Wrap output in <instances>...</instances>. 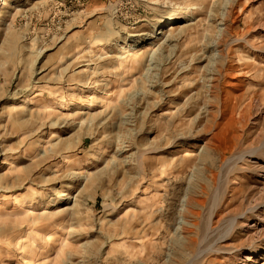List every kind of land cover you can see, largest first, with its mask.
Wrapping results in <instances>:
<instances>
[{
	"label": "rangeland",
	"instance_id": "obj_1",
	"mask_svg": "<svg viewBox=\"0 0 264 264\" xmlns=\"http://www.w3.org/2000/svg\"><path fill=\"white\" fill-rule=\"evenodd\" d=\"M263 168L264 0H0V264H262Z\"/></svg>",
	"mask_w": 264,
	"mask_h": 264
},
{
	"label": "bare ground",
	"instance_id": "obj_2",
	"mask_svg": "<svg viewBox=\"0 0 264 264\" xmlns=\"http://www.w3.org/2000/svg\"><path fill=\"white\" fill-rule=\"evenodd\" d=\"M3 5L6 6V1H3ZM185 17H182L181 15H172V16H168L162 20H158L156 24H154L153 26H151L150 28V31L145 33V34H133L129 37V39L131 40H128L126 41V43L124 42H116L112 47H109V48H101L97 51V54L96 55H91V57H104L106 55H109V54H114V53H120L122 54V56H120L118 58V64L121 65V66H124L127 64V57L128 55H130V53L132 51H135V50H138L139 48H147V47H150L151 45H153V41L155 39H157V36L159 37L160 35H162L164 32L161 30V29H165L167 28L168 26H171L173 24H176L178 21L184 19ZM161 30V31H160ZM87 54V53H86ZM156 53L154 52L153 53V56L155 55ZM85 55V54H84ZM82 55V56H84ZM153 56H152V59H153ZM216 56H213L210 58V60H213L215 59ZM77 61V60H76ZM155 61V60H154ZM152 64V63H151ZM154 64V63H153ZM152 64V66H153ZM214 66V65H213ZM88 69H84L83 71L80 72V74H86L88 73L87 71ZM241 75H236L235 77H233V81H231L232 85H236L237 83H239L241 81ZM244 81V80H243ZM84 82V81H83ZM33 105L32 101H26V103L20 105V106H17L14 110H19L21 109V111L23 113L27 112L30 107ZM12 108V107H11ZM14 108V107H13ZM66 108V107H65ZM68 110V109H67ZM66 110V111H67ZM182 111V110H181ZM87 113L85 111H81L80 113L77 114V116L79 117H82V116H85ZM251 153V152H250ZM252 154V153H251ZM198 157V154L197 152L194 150V149H189V150H186L184 151L183 155H182V160L183 161H190V160H194ZM178 160L177 157H174L172 159V161H176ZM232 161V160H231ZM230 161V162H231ZM229 162V163H230ZM228 164V163H226ZM235 164V163H234ZM225 166V165H224ZM9 168L11 170H15L16 169V165L14 164H11L9 166ZM229 169V168H228ZM262 171L264 170L261 169ZM229 172V171H228ZM231 172V171H230ZM47 197V196H46ZM15 205H18L20 203H22L21 199L19 198H16L15 200ZM33 209V208H32ZM30 212V211H29ZM28 212V213H29ZM27 214V213H26ZM33 214V213H32ZM44 214H51L49 212H45ZM25 215V214H24ZM235 221L236 219H233L230 224H229V230H228V233H230V231L232 230V228L234 227L235 225ZM228 233L225 234V236L223 237L226 238ZM23 242H26V240H22L20 239V241H18V244H23ZM17 244V245H18ZM24 247V246H23ZM26 248V247H25ZM17 249V248H16ZM49 263V262H48ZM45 264V263H44ZM264 264V262L262 263Z\"/></svg>",
	"mask_w": 264,
	"mask_h": 264
}]
</instances>
